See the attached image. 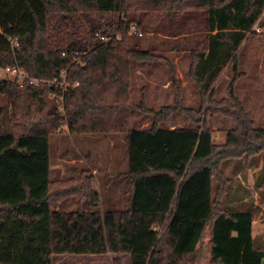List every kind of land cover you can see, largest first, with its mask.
<instances>
[{"label": "trees", "instance_id": "16d2710c", "mask_svg": "<svg viewBox=\"0 0 264 264\" xmlns=\"http://www.w3.org/2000/svg\"><path fill=\"white\" fill-rule=\"evenodd\" d=\"M160 7L179 22L162 34L184 39L170 50L188 51V77L204 107L182 106L169 59L126 34L128 22L144 25V9ZM263 7L264 0H0V67L15 65L45 80L65 68V78L77 82L63 92L61 115L47 96L50 86L0 80V264H51L56 254L105 252L127 256L128 264H198L204 233L209 264H264V242L250 234L259 206L221 168L231 159L233 174L243 175L244 166L260 161L253 188L264 200V126L253 124L233 92L242 75L235 51ZM189 21L203 27L192 46H186ZM113 29L118 39L102 42L94 34ZM152 31L160 33L157 24ZM73 51L79 53L75 60ZM128 58L167 67L170 103L148 107L144 87L137 102L130 99ZM226 64L232 72L227 97L214 100L213 83ZM131 110L150 114L149 126L131 127ZM174 112L193 126H159ZM216 112L232 122L219 143L205 125L206 115ZM61 125L68 132L123 135L127 168L117 174L125 179L122 207L96 210L92 165L51 182L48 137ZM75 195L91 209L56 207Z\"/></svg>", "mask_w": 264, "mask_h": 264}, {"label": "rangeland", "instance_id": "374dc122", "mask_svg": "<svg viewBox=\"0 0 264 264\" xmlns=\"http://www.w3.org/2000/svg\"><path fill=\"white\" fill-rule=\"evenodd\" d=\"M165 8V7H164ZM163 7L156 11L143 10L146 14L143 15L141 20V27L138 29L141 31V36L137 37L140 47H154L155 54H166L168 52H177V55L181 52L188 54L187 50L183 51H171V46L174 42H183L182 37H176L173 39L171 36L162 34V31H170L176 29L178 25L177 19H169L165 17V11ZM166 9V8H165ZM142 12V11H141ZM158 25L160 33L153 32L152 26ZM189 30H193L192 33L187 34L188 43L186 46L194 45V41L197 38H202L203 27L197 23V21H189ZM140 26V25H139ZM252 31L247 32L244 39L240 42L238 48L235 51L236 68L242 73L240 77H237L233 84V92L245 107L248 115L253 119L254 125L264 124V7L262 8L256 23L251 27ZM186 39V38H185ZM200 47V45H199ZM190 48V47H188ZM180 59V58H179ZM190 59V57H189ZM170 61V59H169ZM140 62V61H139ZM150 64H158V66L152 65H137L136 68L131 67L132 70L138 71L141 79L132 77V86H130L131 96L134 97V92H140L139 87H144L146 90L145 103L152 109H157L161 104L172 101V88L170 96L160 93V89L152 88L149 95L150 103L158 104L156 107L149 105L147 101V89L142 82L149 80L150 82H156L160 84V76L162 73H166L169 77L167 67L159 61H145ZM171 62V61H170ZM172 63V62H171ZM189 63V60H188ZM176 65V66H175ZM176 74V82L178 84L179 102L182 106H189L196 108L200 105L204 107L205 101L200 102V99L196 93V87L193 80L188 77L187 68L188 64L182 63L178 60L176 64L172 63ZM230 64H226L222 67L219 75L213 83V95L214 100L227 97L226 85L229 81L232 72ZM186 73L187 77L182 78L183 87L181 88L178 81L180 80L179 74ZM137 80V81H136ZM137 86V87H136ZM136 89V90H135ZM48 96V95H47ZM131 97V98H132ZM138 99L133 102H137ZM169 97V100H167ZM49 98V96H48ZM130 98V99H131ZM5 104L4 97L0 94V106ZM154 104V105H156ZM160 104V105H159ZM168 104V103H165ZM151 122L150 114H142L139 111H135L132 114L131 121L129 123L131 127L139 126L146 128ZM147 124V126H146ZM136 125V126H135ZM205 125L207 128L212 129L210 138L213 143H219L223 139V132L232 126L231 119L221 113L207 114L205 117ZM161 127L170 126H182L190 127L193 124L184 116L183 113L174 112L170 114L166 120L159 124ZM61 128V129H60ZM48 158L51 165H58V167L50 170L49 177L51 182L60 178H64L68 173L66 172V161L68 157L77 159L79 156L83 157L85 162L80 164L76 163L72 175H76L80 168L90 166L97 169L94 175V188L98 190L97 208L100 212L105 208L113 204L117 207H122L124 204V190L125 179L121 177V172L127 168L126 161V141L121 133L109 134L99 133L97 135H83L80 133L68 132L64 125H61L58 129L53 130L48 137ZM231 159L225 160L221 163V168L229 175H231L233 168ZM65 165V166H64ZM257 172L256 168H249L245 172V176L237 177L240 180L241 186L246 189L248 195L252 193L251 181ZM117 176V178H116ZM116 178V179H115ZM115 179V181H114ZM55 185H51L54 188ZM256 199H257V195ZM77 195L71 198H65L56 204V207L63 211H69L76 209L77 207H86L81 202H78ZM252 198V197H251ZM77 200V201H76ZM255 203L259 206L258 212L255 214L254 219L251 221V234L262 239L264 242V234L261 232L260 227L264 221V200H255ZM86 209H91L86 207ZM156 227V226H155ZM157 228V227H156ZM159 230V229H158ZM207 235L202 236L201 245L203 248V255L198 264H209L208 252L206 245ZM51 264H128V258L125 255H117L110 252L101 254H56L52 255Z\"/></svg>", "mask_w": 264, "mask_h": 264}, {"label": "crops", "instance_id": "0c3cea01", "mask_svg": "<svg viewBox=\"0 0 264 264\" xmlns=\"http://www.w3.org/2000/svg\"><path fill=\"white\" fill-rule=\"evenodd\" d=\"M163 56H166L168 59H170V61L173 63V64H176V62L178 61V60H181L182 61V63H183V61H184V63L186 64V66H187V64H188V60H189V57H188V54H186V53H184V52H180L178 55H177V52H168V53H166V54H163ZM180 58V59H179ZM152 65V66H158V64H150V63H148V62H143V61H135V60H133V59H131V58H128V94H129V97L131 98L132 96H131V93H130V86H132L131 84H132V82H133V80H132V77L133 76H135L136 77V79H141V76H140V74L139 73H137L138 71H134V70H132V66L134 67V68H136V66L137 65H139V66H142V65ZM176 66V65H175ZM167 73V72H166ZM166 73H162V75L160 76V84L159 83H156V82H150V83H148L149 82V80H147V82H146V79H145V81L144 82H142L144 85L143 86H145L146 87V89L148 90L147 91V101H148V103H149V105H152L153 107H156L158 104H156L155 102H154V104H156V105H154V104H151L150 103V98H149V95H150V93H151V87L152 88H158V89H160V93H162V94H166V95H168V96H170V93H171V88H170V86H169V77H168V75L166 74ZM179 77H180V80L178 81V83H179V85H180V87L182 88L183 87V82H187V80H183L182 78H186L187 77V75H186V73H183V74H179L178 75ZM137 81V80H136ZM137 87V86H136ZM142 87V86H141ZM141 87H139V88H141ZM136 90V89H135ZM134 97H132L131 98V100L132 101H136L137 99H138V96L140 95V92H138V91H135L134 93ZM167 100H169V97H168V99ZM165 103H169V102H167L166 100H165ZM164 103V104H165ZM160 105V104H159ZM162 105V104H161ZM243 105V104H242ZM245 108V107H244ZM133 113H135V110H131L130 112H129V119H130V121H131V118H132V114ZM139 113H141V112H139ZM142 114H147V113H142ZM251 118V117H250ZM252 119V118H251ZM253 120V119H252ZM131 125H133V124H131ZM260 125H262V126H264V124H261L260 123ZM136 126V125H135ZM146 126H147V124H146ZM255 126H259V125H255ZM261 126V127H262ZM172 127H178V126H172ZM172 127H164V128H172ZM191 127V126H190ZM134 128H141V127H139V126H136V127H134ZM71 133H74V132H71ZM75 133H78V132H75ZM81 134V133H80ZM83 135H97V134H83ZM64 161H66L65 163V165H66V172L68 173V175H72L73 174V171H74V167L76 166V163H78V164H80L81 162H85V160H84V158L83 157H78L77 159H74V158H72V157H68V159L67 160H64ZM64 165V166H65ZM56 167H58V165L56 164V165H49V169L51 170V169H53V168H56ZM257 167V172H255V175H254V177L256 176V174L258 173V171L260 170V167H261V162L260 161H258V163H256V164H254V165H252V166H244V171H243V175H241V174H238V173H234L233 174V171H232V173H231V175H229V176H235V178H237V177H240V176H242V177H244L245 176V172H246V170L247 169H249V168H256ZM97 172V169L95 168V167H93L92 169H91V173L93 174V173H96ZM68 175H66V176H68ZM254 177H253V179H252V181H251V189H252V193L250 194V198L252 199V202H253V204H256L255 203V200H257L256 199V196L255 195H257L256 194V192L254 191V188H253V180H254ZM238 179V178H237ZM239 180V179H238ZM239 182H240V180H239ZM241 185V184H240ZM243 187V186H242ZM247 192V191H246ZM248 194V193H247ZM257 205V204H256ZM260 230H261V232L259 233V234H263V232H264V226H263V222H262V224H261V227H260ZM250 234H251V232H250ZM207 235V234H206ZM252 235V234H251Z\"/></svg>", "mask_w": 264, "mask_h": 264}, {"label": "built area", "instance_id": "2783aa9c", "mask_svg": "<svg viewBox=\"0 0 264 264\" xmlns=\"http://www.w3.org/2000/svg\"><path fill=\"white\" fill-rule=\"evenodd\" d=\"M126 34H135V35H141V31L138 29V26L135 21H130L126 24ZM98 39L102 42H105L110 39H118L120 37V32L117 29L111 30L109 35L100 34L95 32L94 33ZM11 45L15 46L16 41L15 39L11 40ZM60 55L62 57L65 56L64 52H60ZM79 53L76 51H73L71 53V60H75L78 58ZM66 69L61 68L58 71L57 77H53L52 79L45 80L41 78H30L28 77L22 70L17 68L15 65H8V66H1L0 67V80L2 79H8L15 81L18 85L22 84L23 82H27L28 84L34 85V86H42L47 85L52 88L50 92H48L49 98H51L55 104H56V110L61 115L64 113L63 106H62V98H63V92L68 87H73L77 84L76 81L69 82L65 78Z\"/></svg>", "mask_w": 264, "mask_h": 264}]
</instances>
